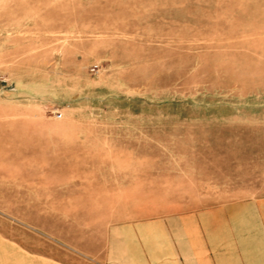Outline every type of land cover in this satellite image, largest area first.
I'll return each mask as SVG.
<instances>
[{
    "label": "rangeland",
    "instance_id": "1",
    "mask_svg": "<svg viewBox=\"0 0 264 264\" xmlns=\"http://www.w3.org/2000/svg\"><path fill=\"white\" fill-rule=\"evenodd\" d=\"M260 126L264 0H0V264H91L86 164L212 201Z\"/></svg>",
    "mask_w": 264,
    "mask_h": 264
},
{
    "label": "crops",
    "instance_id": "2",
    "mask_svg": "<svg viewBox=\"0 0 264 264\" xmlns=\"http://www.w3.org/2000/svg\"><path fill=\"white\" fill-rule=\"evenodd\" d=\"M260 131L259 149L245 158L244 187L216 174V200L207 202L185 198L204 192H190L186 180L165 190L181 198L141 202L129 198L137 190L125 187L118 169L110 176L108 167L86 164L84 192L70 193V204L92 221L79 250L91 264H264V126Z\"/></svg>",
    "mask_w": 264,
    "mask_h": 264
},
{
    "label": "built area",
    "instance_id": "3",
    "mask_svg": "<svg viewBox=\"0 0 264 264\" xmlns=\"http://www.w3.org/2000/svg\"><path fill=\"white\" fill-rule=\"evenodd\" d=\"M60 117V115H56V118H59Z\"/></svg>",
    "mask_w": 264,
    "mask_h": 264
}]
</instances>
